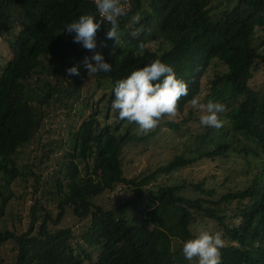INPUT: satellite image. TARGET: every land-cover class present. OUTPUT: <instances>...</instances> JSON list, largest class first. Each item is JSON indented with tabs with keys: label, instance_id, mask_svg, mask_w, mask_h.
<instances>
[{
	"label": "trees",
	"instance_id": "trees-1",
	"mask_svg": "<svg viewBox=\"0 0 264 264\" xmlns=\"http://www.w3.org/2000/svg\"><path fill=\"white\" fill-rule=\"evenodd\" d=\"M118 2L128 4L118 17L119 43L106 37L110 25L98 16L95 0H0V37L10 47V60L0 70V174L23 177L15 156L36 133L42 109L37 101H47L62 81L70 88L66 95L77 96V79L87 71L82 60L92 52L64 31L67 23L81 14H94L101 23L95 51L111 64L108 72L92 73L99 83L109 80L111 88L100 100L92 95L86 101L91 111L73 133L70 150H64L65 172L54 171L50 196H55L56 205L40 207L36 199L26 230L8 227L3 218L0 264H190L182 244L198 233L192 227L205 220L216 222L222 233L220 264H264V0H236L231 10L218 16L211 14V0ZM152 60L171 65L187 83L188 93L178 99L174 114L188 115L176 121L163 114L147 134L133 132V123L121 131L127 121L118 119L111 108L114 84ZM215 60L225 70L214 75L204 104L202 82ZM45 61L54 80L41 83L39 71L46 69ZM73 64L79 66L78 75L66 71ZM57 69L63 71L59 74ZM193 97L203 105L209 100L224 104L219 114L222 127L200 124L203 130L188 156L176 154L151 170L127 176L124 146L146 140L163 126L180 130L191 120L199 122ZM239 134L257 146L244 143ZM229 154H245L254 162L244 171L243 187L228 188L218 197L211 186L215 175L180 185L156 181L202 159ZM33 174L39 182L40 175ZM118 186L129 190L125 200L110 207L93 201ZM185 187L199 196H185ZM4 193L0 183V199ZM225 200L235 206L229 216L215 208ZM39 207L40 217L35 211ZM69 210L82 222L79 227L62 225ZM8 241L13 243L11 260L1 252Z\"/></svg>",
	"mask_w": 264,
	"mask_h": 264
},
{
	"label": "rangeland",
	"instance_id": "rangeland-1",
	"mask_svg": "<svg viewBox=\"0 0 264 264\" xmlns=\"http://www.w3.org/2000/svg\"><path fill=\"white\" fill-rule=\"evenodd\" d=\"M120 1V0H119ZM236 4V0H211V14L220 15L223 11L231 10ZM137 15L133 20H137ZM19 27H17V30ZM119 39L121 35L119 34ZM122 42V41H120ZM122 44V43H121ZM157 48L156 45H152ZM10 47L7 42L0 37V70L4 68L6 62L10 60L9 54ZM91 56V55H90ZM46 69H40L39 75L41 83L49 80L53 81L54 78L47 74L48 69L51 67L48 61L43 63ZM225 65L219 60L213 61L212 66L209 68L202 82V90L200 100L205 104V99L208 98L212 92V80L214 75L218 72H223ZM63 70L57 69L56 73H61ZM78 90L77 96L69 93L67 82L62 81L56 90L52 91V96L47 100L41 102L37 101L38 105L42 108L40 110V122L38 123L36 133L32 141L26 146L22 147L19 153L15 156L17 162V169L23 173V177H6L3 173L0 174V183L3 185L4 196L0 199V223L3 224L4 219L7 218L8 227H14L19 230H26L31 220V213L36 199L39 206H47L54 208L56 201L55 196L52 199L50 191L53 190L52 181L54 178V171L65 172L64 170V150H70L71 138L75 130L83 118L90 113L91 109L87 106L86 101L90 96H94L96 100H100L105 92H109L111 83L109 80H101L100 83L87 71L78 77ZM38 82L33 80V83ZM45 84V83H44ZM42 84V85H44ZM69 93L68 95H66ZM68 96V97H67ZM70 98V99H69ZM104 108L105 104L102 105ZM197 115L200 116L202 109L199 104L196 106ZM106 112V109L104 110ZM187 111L183 114H173L172 117L179 121L187 117ZM101 117L104 118V115ZM114 116H111L110 122H113ZM132 124L127 122L123 125L122 130L127 129ZM133 132L138 134H147L138 129L137 125L133 123ZM202 126L197 120H191L189 123L184 124L180 130H173L167 126H163L154 135L148 137L146 140L133 143L129 142L123 148L122 161L124 170L127 176H134L146 170L165 163L176 154H183L188 156L190 151L195 147V136L202 131ZM232 137V134L229 135ZM222 140V136L219 137ZM244 143L250 146H257L253 140L246 135L239 134ZM232 141V140H231ZM64 142V143H63ZM64 146V147H63ZM66 147V148H65ZM56 148L55 150H52ZM254 162V158L245 154H229L228 156L219 157L216 160L202 159L197 163L191 164L184 168L175 170L169 175L159 176L157 182L167 181L171 184L180 185L184 184L186 180L196 182L210 179L215 175L211 186L217 188L219 195L227 191L228 188L243 187L246 183V176L244 171L250 167ZM33 173L40 175L39 182H35L36 177ZM223 185V180L225 181ZM10 179V182L8 180ZM35 184V187L33 186ZM37 188V192H35ZM181 193L188 197H198L199 193L193 188L185 187ZM129 196V190L124 188L122 190H115L114 192L95 197L94 202L110 207L117 201H123ZM36 208L35 211L40 217L41 208ZM219 214L229 216L234 212V203L225 200L220 206L215 207ZM130 213V211H128ZM70 210L62 225H71L79 227L81 221L70 216ZM4 218V219H3ZM41 219H39L40 221ZM146 222V221H144ZM192 229L196 232L201 230H208L210 232H221L216 222L212 220H205L195 224ZM80 232V231H79ZM1 252L6 260H11L13 251V243L6 242L1 246ZM190 264H197L196 258Z\"/></svg>",
	"mask_w": 264,
	"mask_h": 264
},
{
	"label": "clouds",
	"instance_id": "clouds-1",
	"mask_svg": "<svg viewBox=\"0 0 264 264\" xmlns=\"http://www.w3.org/2000/svg\"><path fill=\"white\" fill-rule=\"evenodd\" d=\"M97 13L110 25L106 29V37L119 43L118 17L122 8L118 0H95ZM100 21L94 14H81L67 23L64 31L73 34V41L92 52L82 60L88 74L108 72L111 64L104 59L97 47L96 33ZM70 75L79 74V66L73 64L66 69ZM111 108L117 112L120 120L135 123L138 129L148 132L156 126L163 114L173 115L176 112L177 101L188 93L187 83L177 76L174 68L161 61L152 60L142 67L135 68L127 76L117 80L113 87ZM191 104L197 106L196 97ZM202 112L199 123L208 128L219 129L223 125L220 115L224 104L209 100L206 105L199 104ZM224 245L222 233L201 230L182 244V254L188 261L196 258L197 264H220L221 248Z\"/></svg>",
	"mask_w": 264,
	"mask_h": 264
},
{
	"label": "built area",
	"instance_id": "built-area-1",
	"mask_svg": "<svg viewBox=\"0 0 264 264\" xmlns=\"http://www.w3.org/2000/svg\"><path fill=\"white\" fill-rule=\"evenodd\" d=\"M126 1H128V0H126ZM120 6H121V8H122V12L124 11V10H127L128 9V4L127 3H120ZM98 16L101 18V19H103V17L102 16H100L99 14H98ZM104 20V19H103ZM121 189V186H118L117 187V191L118 190H120Z\"/></svg>",
	"mask_w": 264,
	"mask_h": 264
}]
</instances>
